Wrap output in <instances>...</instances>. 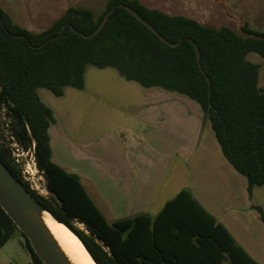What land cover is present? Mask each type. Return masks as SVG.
<instances>
[{
	"label": "trees",
	"instance_id": "obj_1",
	"mask_svg": "<svg viewBox=\"0 0 264 264\" xmlns=\"http://www.w3.org/2000/svg\"><path fill=\"white\" fill-rule=\"evenodd\" d=\"M120 4L132 7L165 39L179 44L161 41ZM112 8L98 34L82 35L92 33ZM242 31L248 35L168 15L139 0H109L97 19L90 10L69 8L48 29L35 33L16 24L0 7V103L11 120V136L24 148L34 143L36 165L51 197L30 188L10 148L1 141L0 159L32 197L79 237L97 264L259 263L188 190L169 201L155 218L141 214L108 222L79 176L54 162L48 129L55 118L38 89L61 95L65 86L83 88L86 67L96 65L114 66L144 86L182 92L201 104L226 157L247 177L251 190L264 184V87L258 83L260 64L247 55L255 52L264 57V31L248 25ZM194 44L206 75L198 67ZM76 221L88 232L75 226ZM17 232L0 206V248ZM189 242L199 247L215 244L216 257L210 255L202 262L181 258L173 245ZM27 250L34 264H44L29 242Z\"/></svg>",
	"mask_w": 264,
	"mask_h": 264
},
{
	"label": "crops",
	"instance_id": "obj_2",
	"mask_svg": "<svg viewBox=\"0 0 264 264\" xmlns=\"http://www.w3.org/2000/svg\"><path fill=\"white\" fill-rule=\"evenodd\" d=\"M108 1L0 0V7L16 24L38 33L69 8L90 10L97 19ZM139 1L214 29L226 26L244 34L248 25L264 31V0ZM247 58L260 64L258 83L264 87V57L250 52ZM38 93L55 118L48 129L54 162L79 176L108 222L141 214L155 218L188 190L252 259L264 264V184L249 190L198 101L159 85L144 86L114 66L96 65L86 67L83 88L65 86L56 95L40 87ZM195 246L173 248L194 262L217 255L213 243ZM22 248L23 263L8 258L3 264H32L24 242Z\"/></svg>",
	"mask_w": 264,
	"mask_h": 264
},
{
	"label": "water",
	"instance_id": "obj_3",
	"mask_svg": "<svg viewBox=\"0 0 264 264\" xmlns=\"http://www.w3.org/2000/svg\"><path fill=\"white\" fill-rule=\"evenodd\" d=\"M118 6H122L126 10H128L138 21H140L149 30H151L164 43L169 44L171 46H177L179 44V42L171 43L167 39H165L148 21L143 19L139 15V13L135 11L132 7L123 4H120ZM113 11L114 8L108 10L105 13L103 19L92 33L88 35H82L84 37L89 38L98 34ZM194 47L197 53L198 67L202 71V73L205 74V71L203 70L199 61L200 53L198 46L194 44ZM206 79L207 82L210 84V79L208 76H206ZM0 206L12 219L14 224L18 227L19 233L23 238V242L26 249L27 244L29 242L34 252L38 255V257L42 260L44 264H74L73 261L66 254V252L63 250V248L61 247L49 227L47 226L44 219L45 213H48L56 221H60L55 215H53L49 210H47L39 202V200L30 195V193L23 187L19 180L5 166L1 159ZM27 251L30 255L31 261L33 262L32 252H30L29 250Z\"/></svg>",
	"mask_w": 264,
	"mask_h": 264
},
{
	"label": "rangeland",
	"instance_id": "obj_4",
	"mask_svg": "<svg viewBox=\"0 0 264 264\" xmlns=\"http://www.w3.org/2000/svg\"><path fill=\"white\" fill-rule=\"evenodd\" d=\"M11 129V120L7 117L6 107L0 103V141L10 148L13 160L19 157L20 166H18V168L21 170L22 177L28 182L30 188L32 186L33 188L31 189L44 197L50 198L51 193L46 188L45 176L34 163L33 146L31 145L28 148H24L15 138L13 139L11 137ZM15 141L17 142L19 150L15 149L17 146L12 145ZM16 154H19V156H16ZM25 169L29 172H24ZM24 177H26V179ZM74 225L86 231L83 224L76 221ZM22 242L23 238L20 233H15L3 248L0 249V264H3V260L8 258L12 261L17 260L22 262L27 255V252L22 248Z\"/></svg>",
	"mask_w": 264,
	"mask_h": 264
},
{
	"label": "bare ground",
	"instance_id": "obj_5",
	"mask_svg": "<svg viewBox=\"0 0 264 264\" xmlns=\"http://www.w3.org/2000/svg\"><path fill=\"white\" fill-rule=\"evenodd\" d=\"M45 222L63 250L74 264H96L82 241L66 225L53 219L48 213L44 216Z\"/></svg>",
	"mask_w": 264,
	"mask_h": 264
},
{
	"label": "built area",
	"instance_id": "obj_6",
	"mask_svg": "<svg viewBox=\"0 0 264 264\" xmlns=\"http://www.w3.org/2000/svg\"><path fill=\"white\" fill-rule=\"evenodd\" d=\"M11 137H12V136H11ZM12 138L14 139V137H12ZM12 145H13V146H17V142L15 141L14 143H12ZM32 146H33V153H34V143L32 144ZM15 149H16V150H19L18 146H17ZM16 156H19V154H16ZM14 162H15V164H16L17 166H20V159H19V157H16V158L14 159ZM34 163H35V165H36L35 154H34ZM36 167H37V165H36ZM24 172H29V171H27V169H25ZM24 178L26 179V177H24ZM31 188H33V187L31 186Z\"/></svg>",
	"mask_w": 264,
	"mask_h": 264
}]
</instances>
